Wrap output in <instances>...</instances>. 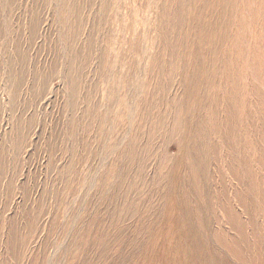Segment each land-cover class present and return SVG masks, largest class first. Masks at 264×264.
Segmentation results:
<instances>
[{"label":"rangeland","instance_id":"1","mask_svg":"<svg viewBox=\"0 0 264 264\" xmlns=\"http://www.w3.org/2000/svg\"><path fill=\"white\" fill-rule=\"evenodd\" d=\"M0 264H264V0H0Z\"/></svg>","mask_w":264,"mask_h":264},{"label":"bare ground","instance_id":"2","mask_svg":"<svg viewBox=\"0 0 264 264\" xmlns=\"http://www.w3.org/2000/svg\"><path fill=\"white\" fill-rule=\"evenodd\" d=\"M252 17V16H251Z\"/></svg>","mask_w":264,"mask_h":264}]
</instances>
